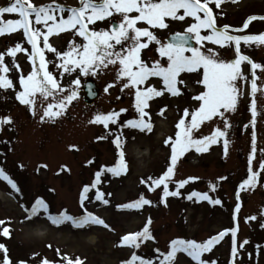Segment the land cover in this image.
Instances as JSON below:
<instances>
[{"label":"rangeland","instance_id":"1","mask_svg":"<svg viewBox=\"0 0 264 264\" xmlns=\"http://www.w3.org/2000/svg\"><path fill=\"white\" fill-rule=\"evenodd\" d=\"M9 0H0V6ZM50 0H33L36 5L47 4ZM58 3L68 7L79 6L80 0H57ZM217 25H232L229 29L234 34L243 35L264 31V0H221L217 8L213 3ZM182 11V10H181ZM223 12L224 14L218 15ZM67 11L63 15H67ZM130 14H138L133 10ZM202 14V13H201ZM257 15V18L249 22L247 28H241L244 20L249 15ZM4 19L18 18V14L5 13ZM34 15V14H33ZM121 17L114 14L113 17L105 18L89 24V27L110 28L112 22ZM59 19V16L56 17ZM193 17H185L183 20L169 19L168 29H157V35L163 41L174 31H183L189 23L194 22ZM51 23V21H49ZM138 26H147L146 22H137ZM30 26L40 27L41 32L47 31L42 24L31 21ZM78 27V25H77ZM150 27V26H149ZM209 30H202L207 34ZM146 38V37H145ZM83 43V38L74 29H65L60 33H53L49 37L52 43L60 51H66L69 41ZM21 43L22 49L18 51L16 61L19 68L12 62L9 56L5 62L9 64V71L3 73L10 76L14 87L7 89L0 87V116L11 115L12 121L0 125V167L16 181L19 192H16L6 180L0 177V229L10 226V236H4L0 231V243L6 245L7 255L13 264L19 260H26L28 264H39L43 258L66 264L62 253L75 259L82 258V264H120L131 257L136 251L138 255L153 259V264H158L155 257V249L161 252L169 250V241L175 237L195 239L203 241L209 236L220 232L224 228L237 227V241L247 243L240 249L238 264H264V169L259 168L261 160H264V93L258 90L255 94L257 115L255 119L256 149L252 160V167L259 172L258 183L253 188L241 190V207L237 211L236 220L233 212L237 203L236 192L240 182L248 175V156L252 149L253 124L250 102L252 97L248 95L251 85L250 80L242 82L244 95L239 97L236 111H227L230 121L227 128L228 150L225 153L224 137H217V142L208 145L207 151L196 152L189 149L183 156L178 158L175 172L168 181L170 190H178L180 196L169 195L166 197L167 204L160 201L163 185L149 190L147 184L142 183L148 177H158L166 170L171 155L170 141L165 144L168 136L175 138L176 124L183 115V109L197 106L194 98L196 93L203 89L202 85L195 83L200 79L199 75L186 74L187 85L180 95L164 94L150 101V119L153 122L151 131L140 130L131 126L121 127L124 121L138 117V112L133 106L134 96L132 89H121L116 80L118 65H107L103 69H97V74L89 72L87 75L73 69L72 72L61 73V69L55 61L59 57L45 49V57L53 61L47 65L53 71L62 84L71 85L72 80L80 78L81 84L85 78H92L100 90L97 101L86 107L79 95L69 104L68 108L60 117L41 121L39 116L43 114L44 104L51 98L41 103L38 98L35 103L36 114L33 115L28 105L22 103L16 96V92L22 90L19 76L26 75L33 67V62L27 57L31 54V45L23 34V29H16L11 33L0 35V51L9 46ZM38 43L43 47L42 36ZM194 45L196 44L193 41ZM207 47H216L223 58L231 59L235 55L234 44L223 47L213 42H205ZM203 47L204 45H197ZM155 43H151L142 52V58L146 60L157 59ZM241 51L251 56L253 60L264 63V45L253 43L252 46L241 42ZM39 64V59H36ZM250 64L242 63V70L250 76ZM257 83H264V72L257 70ZM157 82L158 81H154ZM110 85V86H109ZM107 87V91L105 88ZM67 91V89H66ZM39 97V94H37ZM163 105H167L163 115L158 111ZM127 109L120 113L119 123H109V128L123 133L125 159L127 160V172L113 175L106 169L101 173L100 182L96 188H100L105 199L104 204L94 199L95 188H90L84 207H81L80 193L85 184L91 185L95 179V173L104 165H114L117 159L116 145L113 142L114 132H109L102 124L92 121V117L98 112H108ZM149 117H145L148 119ZM190 120V117H185ZM158 123L162 126L158 127ZM216 127L224 128L223 118H213L204 121L199 128L193 129L194 136H207ZM97 137H103L97 139ZM76 145V148L69 147ZM46 164L47 167L43 165ZM23 165V166H21ZM67 166L66 168L64 166ZM59 170V171H58ZM195 176L199 179L188 181L177 189L176 180ZM223 178V179H221ZM215 184L213 189L211 184ZM193 190L208 192L209 196L222 201L221 204H212L207 199H198L193 196L187 198V193ZM140 193L154 201L153 204H145L140 209L119 208L117 205L135 200ZM110 194V195H109ZM43 198L49 205V211L58 214L66 210L69 214L80 216L84 208L101 216L110 227L89 223L83 227H73L71 222L54 225L42 214L31 218L22 219L27 215V209L31 208L36 198ZM255 214L256 219L246 220ZM151 217L150 229L155 239L144 241L139 249L128 245H120L118 241L126 232L141 229L144 223ZM10 218V219H8ZM259 246V251H257ZM232 240L231 233L213 246L209 253H204L205 258H215L218 264H229ZM59 250V253L58 251ZM32 253H36L35 256ZM0 249V262L4 255ZM138 264V262H137ZM173 264H197L191 257L178 250Z\"/></svg>","mask_w":264,"mask_h":264},{"label":"snow or ice","instance_id":"2","mask_svg":"<svg viewBox=\"0 0 264 264\" xmlns=\"http://www.w3.org/2000/svg\"><path fill=\"white\" fill-rule=\"evenodd\" d=\"M210 3L218 8L221 0H80L79 6L71 7L58 3L57 0H50L49 3L40 5L34 4L33 0H9L8 3L0 6V35L11 33L16 29H23V34L31 45L32 51L27 58L33 62V67L26 75L21 74L19 76L22 90L17 91L16 96L22 103L29 106L33 115L36 114L35 103L38 98L41 103L51 98L49 102L44 104L43 114L39 116L41 121L46 118L60 117L69 104L79 95V85L81 84L79 77L72 80L71 85L62 84L53 71L47 67L53 61L46 59L45 49L50 50L55 57H59V60L55 62L60 67L61 73L72 72L75 69L84 75L89 72L96 75L97 69H103L109 64L118 65L116 80L111 81L110 85L119 82L121 89H132L133 106L138 112V117L124 121L120 125L121 127L131 126L140 130L151 131L153 122L150 119V101L164 94L180 95L187 85L186 74L200 76V79L195 81V83L203 86V89L194 97L197 106L192 109L188 107L183 109V115L180 116L176 124L175 138L168 136L164 140L166 145L170 141H174L170 144V162L166 170L158 177L142 178L141 181L148 185L149 190L163 185L160 201L164 204H167L166 197L169 195H182L180 191L170 190L168 187V181L174 175L175 165L179 157L183 156L189 149H195L198 153L207 151L209 144L217 142V137H224L223 145L225 153H227L229 145L227 128L230 127V121L226 112L237 110L239 97L244 95L242 82L250 80L251 88L248 95L252 97L250 102L251 123L253 124L252 149L248 156V175L240 182L236 192L237 203L233 212V219L236 220L237 211L241 207L239 202L241 190H247L249 186L254 188L258 183L259 172L252 167V160L257 151L254 125L258 109L255 94L258 90L264 93V83H257V70L264 72V63L253 60L251 56L241 51V42L249 46H252L253 43L264 45V31L243 35L234 34L233 31L229 30L234 26L217 25V14L214 13ZM133 10L138 14H130ZM65 11L68 13L66 16L63 15ZM5 13L18 14V18L4 19L3 14ZM114 14H119L121 18L112 23L110 28L97 29L94 26H88L89 24L94 25L96 21L113 17ZM223 14V12L218 13L221 16ZM57 16H59L58 20L56 19ZM185 17L195 18L194 22L189 23L185 30L171 32L170 36L163 41L160 39L156 32L157 29H168L170 18L183 20ZM256 18L257 15L255 14L249 15L240 27L247 28L249 22ZM259 18L264 19V16H259ZM32 20L42 24L47 28V31L42 33L40 27L30 26ZM137 22H146L147 26H138ZM65 29H74L83 38V43L73 39L69 41V47L66 51L57 49L50 43L49 37L53 33L58 34ZM202 30L209 31L204 34ZM41 36L43 47L38 43ZM191 41H195L196 44L194 45ZM209 41L221 47L234 44V57L231 59L223 58L216 47H207L205 42ZM153 42L156 45L155 50L158 53V58L150 60L142 58L143 50ZM21 43L17 42L14 46H9L6 50L0 51V87L5 89L14 87L10 76L3 74L9 71V64L5 62V57L10 55L12 62L19 68L20 66L15 59L16 53L27 51V49L21 48ZM197 45L204 46L199 47ZM37 58L39 59L38 65L36 64ZM243 62L250 64V76L242 70ZM154 81H158V83ZM107 87L105 91H107ZM88 88L89 94L94 95L91 84L88 85ZM166 107L167 105H163L158 109L161 115H163ZM126 111L127 109L120 108L108 112H98L92 117L91 122L102 124L109 132L115 133L113 142L116 145L118 155L114 165L102 166L96 171L92 184L83 186L80 193L82 208L84 201L88 198L87 193L90 188L96 189L94 199L100 200L104 204L109 203L101 189L96 188L100 182L101 173L105 169L113 175H120L128 170L123 133L109 128V123H119L120 113ZM145 117L149 118L145 119ZM185 117H190V120H186ZM217 117L223 118V129L216 127L207 136L197 137L193 135V129L199 128L202 122ZM12 119L11 115L0 116V125L10 123ZM102 138L97 137V139ZM69 147L76 148L77 146L70 145ZM260 151L264 152V149H260ZM43 166L47 167L46 164ZM259 168L264 169V160H261ZM0 177L6 180L13 190L19 192L16 181L3 167H0ZM197 179L199 178L188 176L185 179L176 180L175 184L179 189L188 181ZM211 187L215 189L216 185L213 183ZM193 196L198 199H207L212 204L222 203L219 197L213 198L209 196L208 192L193 190L187 193L188 199H192ZM153 203V200L140 193L137 199L117 205V207L140 209L145 204ZM41 210H43L42 214L54 225H61L68 221L73 227H83L89 223L110 227L101 216L87 208H84L83 214L80 216L71 215L66 210L54 214L49 211V205L40 197L36 198L31 208L27 209V215L22 219H31L41 214ZM262 212H264V208H262ZM245 219H256V216L253 214V216L245 217ZM0 224H3L2 220H0ZM150 224L151 217L149 216L141 229L126 232L118 244L139 249L144 241L154 240L155 237L151 232ZM260 226L264 228V223ZM9 228L10 226L6 225L0 231L3 232L4 236H10ZM237 231V227L224 228L203 241L175 237L169 241L168 251L161 252V249H155V252L161 253L162 256V258L155 257V259L158 260V264H173L177 251L182 250L197 264H218L215 258H205L203 254L209 253L226 233H231L232 247L229 264H238V256L242 254L240 249H243L248 241L245 238L243 242L238 244ZM0 249L5 253L0 264H13L7 255L6 245L0 243ZM57 251L59 253V250ZM257 251H259V246H257ZM32 255L35 256L36 253H32ZM60 255L65 257L66 264H82V258L79 256L72 259L67 253ZM137 262L138 264H153V259L138 255L136 251H133L131 257L126 261H121L120 264H137ZM17 264H28V262L19 260ZM39 264H59V262L43 258Z\"/></svg>","mask_w":264,"mask_h":264},{"label":"water","instance_id":"3","mask_svg":"<svg viewBox=\"0 0 264 264\" xmlns=\"http://www.w3.org/2000/svg\"><path fill=\"white\" fill-rule=\"evenodd\" d=\"M112 23H115V22H112ZM169 36L170 35H168L166 38H168ZM191 43H193V42L191 41ZM89 84H91V86H92V91L95 93L94 95L89 94V88H88ZM80 91H81V100H82L83 104L86 106H91L98 99L99 94H100V90L96 86L94 80L92 78H89V77L85 78L82 81Z\"/></svg>","mask_w":264,"mask_h":264},{"label":"bare ground","instance_id":"4","mask_svg":"<svg viewBox=\"0 0 264 264\" xmlns=\"http://www.w3.org/2000/svg\"><path fill=\"white\" fill-rule=\"evenodd\" d=\"M158 127H160V126H162V124L161 123H158V125H157Z\"/></svg>","mask_w":264,"mask_h":264}]
</instances>
